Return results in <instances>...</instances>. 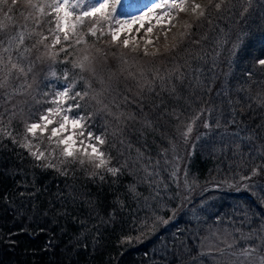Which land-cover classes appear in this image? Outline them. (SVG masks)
<instances>
[{
	"label": "trees",
	"instance_id": "16d2710c",
	"mask_svg": "<svg viewBox=\"0 0 264 264\" xmlns=\"http://www.w3.org/2000/svg\"><path fill=\"white\" fill-rule=\"evenodd\" d=\"M32 3L51 12L52 0ZM194 3L207 7L206 16L182 13L183 24L170 34L161 31L153 48L144 41L125 48L126 34L112 42L107 26L103 36L93 37L89 21L78 28L84 40L72 41L70 55L59 51L63 42L26 54L28 61L43 59L11 82L32 85L16 100H27L38 114L48 105L37 101L62 88L65 70L76 91L90 82V97L103 90L111 111L125 114L117 120L98 111L102 105L90 97L80 101L97 113L95 130L106 134L111 165L126 167L103 181L90 177L88 165H71L64 175L37 166L22 148L0 139V264H238L232 253L256 242L246 237L264 226V66L257 63L264 59V0H231L221 11L209 0ZM10 6L11 0L0 6V20ZM21 13L39 18L40 25ZM11 15L52 45L55 13L41 15L18 0ZM39 38L33 35L25 45ZM49 50L59 53L55 60ZM85 55L95 76L72 67ZM149 81L159 97L148 91ZM139 85L144 102H126L142 99ZM13 128L23 131L19 120ZM253 168L258 173L242 179Z\"/></svg>",
	"mask_w": 264,
	"mask_h": 264
},
{
	"label": "snow or ice",
	"instance_id": "6c2138e0",
	"mask_svg": "<svg viewBox=\"0 0 264 264\" xmlns=\"http://www.w3.org/2000/svg\"><path fill=\"white\" fill-rule=\"evenodd\" d=\"M122 2L123 0H79L78 3L70 4L69 0H52V3L47 5L51 12L45 13L43 5H37L32 3V0H27L29 6L38 9L41 15L55 13L54 20L49 21V23L55 25L54 29H49L50 34L53 35L51 46L45 43L48 36L36 32L35 29L30 31L26 23L21 25L15 22L11 13L18 0H11L12 6L3 12L4 19L0 20V139H8L17 147L22 148L36 162L37 166L55 169L66 175L71 165L81 167L88 165L92 169L89 172L90 177L101 181L105 179V174L116 177L121 173L122 168L126 167V165L121 167L111 165V154L108 148L104 147L108 142L106 134L97 133L95 130L94 117L97 113L80 102L90 97V92L94 91L90 82L85 81L86 88L82 91H76L77 82L75 80L70 81V72L65 70L63 76L65 83L62 88L45 92L43 95L47 99L37 101V103L48 105L41 109L38 114L32 110L27 100H16L17 96L29 95L28 90L32 85L11 86L14 79H18L20 76L27 77L29 73L33 72L35 62L43 59L42 56H37L35 61H28L26 54H31L33 49H38L41 45L45 48L54 49L56 45H61L62 42L67 46H62L59 51L68 53V48L73 46V40L75 44L83 42L84 37L78 35V28L82 29L86 22H91L88 28V34L91 36H97L98 32L103 36L105 34L104 27L107 26V34L111 36L112 42H116L120 40L122 32L125 30L131 31L132 25L139 23L140 27H143L144 21L149 18L150 14L157 13V10H161L156 16L157 23H160L166 17L171 23L174 19L173 13L178 14L187 11L188 0H158V2L148 7L147 11H141L139 16H132L128 20L117 18V7L122 5ZM229 3H231V0H218L214 4L213 0H209V6H214L217 11L223 10ZM7 4L8 0H0V6ZM250 6L249 3L248 6L243 8L241 16L247 14ZM69 9H79V11H70ZM191 11L198 20L206 16L207 7L193 2ZM21 15L25 21L32 20L37 26L41 23L39 18L33 17L31 14L24 15L21 13ZM70 17L73 18L71 22L69 21ZM187 27L190 28L191 24ZM152 30V27L147 28L149 33ZM33 35L40 38L31 47L26 46L25 40H30ZM122 43L125 48L129 46L128 39H124ZM148 43L151 44L152 41L149 40ZM176 46L173 45V49ZM97 51L99 52L100 49H97ZM145 54L147 55V52ZM46 55L55 60L59 53L49 50ZM25 61H28V63L25 64ZM62 62L69 63L71 61L66 59ZM71 63L72 67L78 68L81 73L89 71L93 76L96 74V69L91 66L88 55ZM257 63L264 66V59L259 60ZM50 75L59 79L55 72H51ZM129 75L132 74L129 73ZM248 75L251 76L252 74L248 73ZM141 76H143V73H141ZM155 78L161 80V82L165 81V77L158 74ZM80 79L83 80V76ZM176 79L182 80V74L177 75ZM100 83L103 84L104 80L101 79ZM147 83L149 84L148 91L159 97L160 93L151 87L152 82ZM139 87L141 92L137 95L142 99L137 101L133 98L130 101L128 97H125L126 102H144L146 98L143 97V85H139ZM170 91L175 93V86ZM102 95L103 90L90 97L96 104L102 105L98 111L107 112L108 115H113L117 120L120 119V116L125 115L124 113H120L118 116L115 115L109 105L101 99ZM14 120H19L22 123V132H18L13 128ZM187 131L191 132V127ZM186 135L187 133H185ZM258 171V168H253L251 175L242 177V179H251V176L256 175ZM148 175H151V173H148ZM130 190L134 192V186ZM164 222L167 223V221ZM217 222H221L219 217H217ZM246 239L256 242L232 253L237 258L238 264H264V226L259 231L250 233ZM228 247L233 248V245L229 244Z\"/></svg>",
	"mask_w": 264,
	"mask_h": 264
},
{
	"label": "rangeland",
	"instance_id": "374dc122",
	"mask_svg": "<svg viewBox=\"0 0 264 264\" xmlns=\"http://www.w3.org/2000/svg\"><path fill=\"white\" fill-rule=\"evenodd\" d=\"M195 1L200 0H188L187 3V11L180 13H173L174 19L169 23L168 18H164L160 23L156 22V16L159 14L161 10H157V13L150 14L149 18L144 21L143 27H140V24L132 25L131 31L125 30L121 34H126L129 36L128 40L131 42L138 43L140 41H144L146 45H149L151 48L154 47V44L159 42L160 32H164L165 34H170L173 29H177L180 23L183 24L184 18L182 20L183 15L188 14L191 11V5ZM158 2V0H142L137 2L136 0H123L122 5L117 7V18L121 20H128L132 16H139L141 11H147V8L152 4ZM182 21V22H181ZM152 27V32H147V28ZM151 40L152 43L149 44L148 41ZM178 157V154L175 153V157ZM184 162V161H183ZM180 162L179 164L183 163Z\"/></svg>",
	"mask_w": 264,
	"mask_h": 264
}]
</instances>
